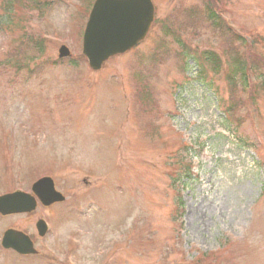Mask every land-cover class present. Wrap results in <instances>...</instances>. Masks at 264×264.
Wrapping results in <instances>:
<instances>
[{"label": "rangeland", "instance_id": "374dc122", "mask_svg": "<svg viewBox=\"0 0 264 264\" xmlns=\"http://www.w3.org/2000/svg\"><path fill=\"white\" fill-rule=\"evenodd\" d=\"M43 1L18 0L9 31L0 0V196L52 177L67 202L0 232L52 218L42 264H264V0H153L146 40L101 72L87 2ZM242 39L246 92L226 75ZM207 51L220 73L192 58Z\"/></svg>", "mask_w": 264, "mask_h": 264}, {"label": "water", "instance_id": "95a60500", "mask_svg": "<svg viewBox=\"0 0 264 264\" xmlns=\"http://www.w3.org/2000/svg\"><path fill=\"white\" fill-rule=\"evenodd\" d=\"M154 11L151 0H96L83 38V54L90 67L100 70L109 58L124 54L141 43L154 21ZM59 55L65 58L70 57L71 53L63 46ZM32 190L44 205L65 200L56 192L51 178L39 180ZM35 208V198L28 194L17 192L0 198V214L3 215L32 212ZM12 234H6L3 242L6 247H13L24 254L35 252L28 238L20 240V236L14 237Z\"/></svg>", "mask_w": 264, "mask_h": 264}, {"label": "trees", "instance_id": "16d2710c", "mask_svg": "<svg viewBox=\"0 0 264 264\" xmlns=\"http://www.w3.org/2000/svg\"><path fill=\"white\" fill-rule=\"evenodd\" d=\"M87 2L88 7H91V4L94 0H85ZM18 0H5L3 13L4 18H2V25L4 30L9 29L12 31V28L16 27L14 24V20L18 15L17 10H15V4H17ZM25 2L34 8L38 13L44 14L45 10H48V6L50 4L43 0H25ZM207 22H211V26L216 30H224L225 25H223L221 19L215 14L213 11L208 12ZM229 30V29H228ZM243 40V39H242ZM243 43L247 45V40L244 39ZM244 47L243 45H241ZM246 47V54H242L241 51L237 52L235 58L231 59L229 64V69L226 72L227 80L230 84L235 87H242L244 92L248 91L250 86V72L252 71L251 65L249 64L250 57L247 56L248 45ZM42 53V51H41ZM195 59L196 63L201 67V71L205 72V66H210L215 74L220 73L222 68V61L217 53L214 51L200 52L196 53L195 56H192ZM240 103V102H239ZM241 104V103H240ZM230 112V110L228 111ZM231 113V112H230ZM4 132H2L3 134ZM178 204V214L175 218L176 221H179L182 225V211L184 210V202L182 197L180 196L177 201Z\"/></svg>", "mask_w": 264, "mask_h": 264}, {"label": "flooded vegetation", "instance_id": "af4514ba", "mask_svg": "<svg viewBox=\"0 0 264 264\" xmlns=\"http://www.w3.org/2000/svg\"><path fill=\"white\" fill-rule=\"evenodd\" d=\"M58 206H62V204H56V205H53L51 207H44V206L39 204L37 207V210L35 212H32L30 214H17V215H12V216H8V217L0 216V220L4 221V220L11 219L14 217H26V219H30V218L32 219V217L35 216L39 210L50 211L52 208H57ZM39 221H41V218L37 217L36 221H34V224H33V228H34L33 233H30L27 230L28 228L26 229L22 225H17V226H13V227L8 226L7 228L5 227L3 230H1V232H0V258L2 259L1 260L2 264H42V262H44L43 259L46 261L48 254H46L42 249H40L38 247V243H39V241L46 239L47 233L45 234L44 237L39 236V232H38V228H37ZM52 221H53V219L50 218L49 222L52 223ZM32 223H31V225H32ZM9 230H13V231H16L18 233H22V234L30 237L31 241L34 244L35 249L38 252L36 254H33V255H21L12 249H9V250L5 249L3 246V238H4L5 233Z\"/></svg>", "mask_w": 264, "mask_h": 264}]
</instances>
